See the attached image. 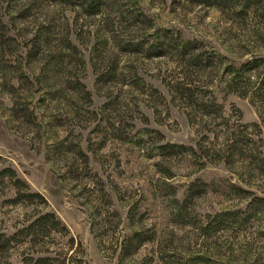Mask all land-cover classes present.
<instances>
[{
  "label": "rangeland",
  "instance_id": "obj_1",
  "mask_svg": "<svg viewBox=\"0 0 264 264\" xmlns=\"http://www.w3.org/2000/svg\"><path fill=\"white\" fill-rule=\"evenodd\" d=\"M248 1L0 0V172L16 175L0 178V236L46 213L68 230L0 264H119L146 230L123 264H264V67L245 97L224 70L264 61V3ZM233 134L245 156L211 162ZM16 179L42 198L17 200Z\"/></svg>",
  "mask_w": 264,
  "mask_h": 264
},
{
  "label": "trees",
  "instance_id": "obj_2",
  "mask_svg": "<svg viewBox=\"0 0 264 264\" xmlns=\"http://www.w3.org/2000/svg\"><path fill=\"white\" fill-rule=\"evenodd\" d=\"M106 1L107 0H90V4H97L98 6H104L106 7ZM252 2H255L254 5L263 4L264 0H250L248 1L249 4ZM108 6V5H107ZM194 43L192 42H184L182 47V52L187 53L188 51H192L194 46ZM191 65H195L198 62H189ZM258 67H264V61L260 62H252L248 63L246 65L241 66L239 69L226 66L224 68L225 72L231 76L230 81L227 82V89L229 92L236 93L240 95L241 97H245L250 88V79L247 77V73L251 70H254ZM216 106L214 104H211L210 106H206L203 109H207V112L210 110L214 112V108ZM205 111V110H204ZM210 111V112H211ZM216 111H220L219 107H216ZM211 112V113H212ZM209 113V112H208ZM255 126V125H253ZM256 127V126H255ZM234 133V132H233ZM233 138L231 136L228 137V144L221 148L218 152V156L216 154H212L211 162H216L218 160L223 161L225 165L232 166L235 163L236 158H243L245 156L244 153V147L246 148L247 145L251 144L250 140H247L242 135L233 134ZM203 140H206V138H203ZM247 143V144H246ZM248 145V146H249ZM199 149H202V146H200ZM248 149V148H247ZM159 150L163 152H168L170 150L178 152H182L185 150L183 146H177V145H166V146H160ZM168 150V151H167ZM191 151V150H190ZM221 151V153H220ZM251 151L248 149V152ZM175 153V152H174ZM203 154H206V151H202ZM194 155V153H193ZM204 156V157H206ZM208 157V156H207ZM213 158H216V160L213 161ZM247 158V156H246ZM244 158V159H246ZM16 178L15 172L11 169H4L0 172V178ZM23 185V183L19 180H15V187L18 191L17 200L19 201H31L33 198L38 197L42 198L39 194H29V193H22L20 192L19 186ZM243 194H246L247 192L242 191ZM263 202L259 198H254L250 201L248 205V209L252 210L254 209H260L262 207L261 203ZM221 218H232L235 219L236 215L235 213H225L220 215ZM60 231L68 232V230L61 224V222L55 217L53 213H46L43 215L38 216L36 219H34L32 222H30L26 227L18 230L15 234H13L10 237L4 238L0 236V256L6 252V250L9 248V246L12 243H29L32 244L34 247L41 245V244H47L49 239L56 236V234H59ZM156 239V233L154 231L146 230L145 232H133L130 236H127L125 239L122 240L120 243V253H119V264H123V261L128 259L131 255H133L135 252H137L144 244L146 243H152ZM28 261H30L31 264H86L82 259L79 260V258H75V256L67 255L65 253L64 255L56 254L53 257L48 255V253L40 254L36 256L35 258H30ZM152 260L150 259L149 262H143L140 264H151Z\"/></svg>",
  "mask_w": 264,
  "mask_h": 264
}]
</instances>
